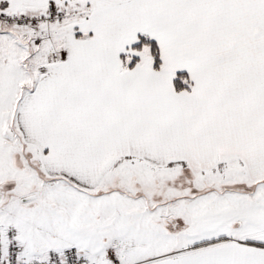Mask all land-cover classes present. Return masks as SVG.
Returning <instances> with one entry per match:
<instances>
[{
    "label": "snow or ice",
    "instance_id": "6c2138e0",
    "mask_svg": "<svg viewBox=\"0 0 264 264\" xmlns=\"http://www.w3.org/2000/svg\"><path fill=\"white\" fill-rule=\"evenodd\" d=\"M0 264H264V0H0Z\"/></svg>",
    "mask_w": 264,
    "mask_h": 264
}]
</instances>
